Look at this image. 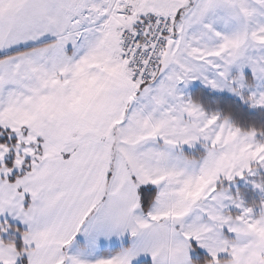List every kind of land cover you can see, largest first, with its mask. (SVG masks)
<instances>
[{"label":"snow or ice","instance_id":"snow-or-ice-1","mask_svg":"<svg viewBox=\"0 0 264 264\" xmlns=\"http://www.w3.org/2000/svg\"><path fill=\"white\" fill-rule=\"evenodd\" d=\"M100 56L119 75L87 117L26 103L57 81L68 96ZM194 80L264 107V0H0V264H200V249L202 264H264L248 232L264 202L257 216L223 186L264 169V143L185 98ZM126 234L130 247L87 257Z\"/></svg>","mask_w":264,"mask_h":264},{"label":"crops","instance_id":"crops-1","mask_svg":"<svg viewBox=\"0 0 264 264\" xmlns=\"http://www.w3.org/2000/svg\"><path fill=\"white\" fill-rule=\"evenodd\" d=\"M233 74H235V70ZM118 75V68L112 66L103 56L96 57L83 64L77 70L71 82V92L68 96L63 95V89L69 85V82L65 81L63 84H59L57 81L53 82L52 86L55 88L59 85L60 95L41 96L34 103L31 101H27L26 103L30 105L34 113H38L40 116L46 117L49 120L64 117L68 113H73L81 118H85L103 102L104 93L110 83L114 81ZM180 90L185 98H191L190 86H187V89H185L180 85ZM31 118L32 117L25 112L21 122L27 123L28 119ZM252 227L253 225L248 227V232H250ZM259 231L264 232V229H259ZM131 244L132 240L127 234L123 237L115 235L108 238L100 237L95 247H87L86 255L89 259L95 261L110 254L120 252L130 247ZM86 246L87 240L85 236L80 235L76 238L70 251L72 254H75L79 249L85 248ZM200 251L207 254L203 249H200ZM147 260L152 263L150 256L142 254L133 261V264H139Z\"/></svg>","mask_w":264,"mask_h":264},{"label":"rangeland","instance_id":"rangeland-1","mask_svg":"<svg viewBox=\"0 0 264 264\" xmlns=\"http://www.w3.org/2000/svg\"><path fill=\"white\" fill-rule=\"evenodd\" d=\"M245 75L246 76L249 75V72L247 69H245ZM187 86H190V92H191L190 100L195 102V103H198L205 113H207L209 115L218 113L222 119L227 118L232 125H234L235 127L239 128V129H241V128L235 124L233 118L224 117L221 114V111L219 108H215V107L213 108L211 106L205 107L200 101H195L192 98L194 90H196L197 88H203L206 91L211 92L214 95H220V94L227 95V96L233 97L234 99L242 102L243 105L246 106L251 111H258V110L264 111V107H253L249 103L245 102V100L241 99V96H238L232 92H229L226 89L223 91L214 90L210 87H207L205 84H203L199 80H194V81L188 83L187 85H182V87H184L185 89H187ZM248 94H249V91H247V90L242 93V95H244V96H247ZM251 130H254V129H241V131H243V132H247V131H251ZM256 132H257V136L255 137V140L257 142L264 143V135H261V133H259L258 131H256ZM263 174H264V169H259L257 171V173L253 176L245 175V177L243 179H241L240 177H236L231 182H229V181L223 182L224 188L227 189V194L230 196H233V197L238 196L240 198V200L243 202V205L245 207H247V206L251 207V205L248 204L249 200L254 201L255 204L252 206H256V207H254V213L257 216L259 215L260 210H261L259 205H261V203L264 202V191H261L259 188H256L254 185L264 184L262 177H261ZM190 197L195 198V191H193L190 194ZM228 210H230L231 212H238V210L235 208H229ZM259 229L260 228H258L256 225H253V227L251 228L249 233H254V234L259 235L261 237V240L264 241V232H262V231L260 232Z\"/></svg>","mask_w":264,"mask_h":264},{"label":"trees","instance_id":"trees-1","mask_svg":"<svg viewBox=\"0 0 264 264\" xmlns=\"http://www.w3.org/2000/svg\"><path fill=\"white\" fill-rule=\"evenodd\" d=\"M192 98L200 101L205 107L219 108L224 117L233 118L235 124L241 129H254L259 133H264V111H251L242 102L227 95H214L203 88L194 90ZM264 182V174L261 176ZM249 205H254V201L249 200ZM147 207V205H145ZM117 250V249H116ZM207 254L199 250L198 254L193 257L202 264L203 258ZM139 264H152L150 261H142Z\"/></svg>","mask_w":264,"mask_h":264},{"label":"clouds","instance_id":"clouds-1","mask_svg":"<svg viewBox=\"0 0 264 264\" xmlns=\"http://www.w3.org/2000/svg\"><path fill=\"white\" fill-rule=\"evenodd\" d=\"M243 231H247V229L245 228V229H243Z\"/></svg>","mask_w":264,"mask_h":264}]
</instances>
